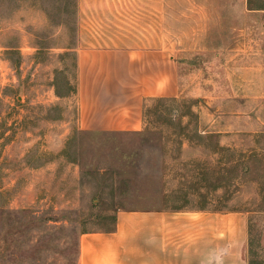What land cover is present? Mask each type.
<instances>
[{"label": "rangeland", "instance_id": "374dc122", "mask_svg": "<svg viewBox=\"0 0 264 264\" xmlns=\"http://www.w3.org/2000/svg\"><path fill=\"white\" fill-rule=\"evenodd\" d=\"M79 1L0 0V264H79L83 233L160 204L237 213L264 264V0H167L184 92L140 133L77 129Z\"/></svg>", "mask_w": 264, "mask_h": 264}, {"label": "crops", "instance_id": "0c3cea01", "mask_svg": "<svg viewBox=\"0 0 264 264\" xmlns=\"http://www.w3.org/2000/svg\"><path fill=\"white\" fill-rule=\"evenodd\" d=\"M210 2L185 0L186 11ZM78 7L77 129L142 132L149 102L184 92L179 62L163 42L167 0H80ZM245 227L237 213L204 205L121 209L111 230L81 235L78 263L248 264Z\"/></svg>", "mask_w": 264, "mask_h": 264}]
</instances>
